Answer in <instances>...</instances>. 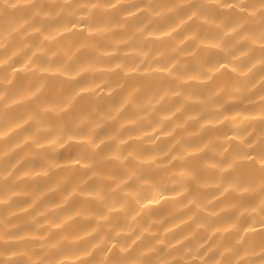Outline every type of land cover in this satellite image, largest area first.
I'll list each match as a JSON object with an SVG mask.
<instances>
[{"label":"clouds","instance_id":"obj_1","mask_svg":"<svg viewBox=\"0 0 264 264\" xmlns=\"http://www.w3.org/2000/svg\"><path fill=\"white\" fill-rule=\"evenodd\" d=\"M0 264H264V0H0Z\"/></svg>","mask_w":264,"mask_h":264}]
</instances>
